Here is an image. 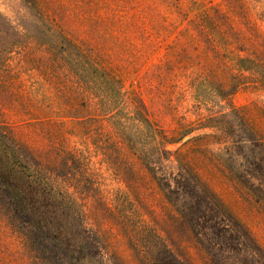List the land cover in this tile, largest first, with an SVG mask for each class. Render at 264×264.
Listing matches in <instances>:
<instances>
[{
  "label": "rangeland",
  "instance_id": "374dc122",
  "mask_svg": "<svg viewBox=\"0 0 264 264\" xmlns=\"http://www.w3.org/2000/svg\"><path fill=\"white\" fill-rule=\"evenodd\" d=\"M153 169L264 254V0H0V264H259Z\"/></svg>",
  "mask_w": 264,
  "mask_h": 264
},
{
  "label": "trees",
  "instance_id": "16d2710c",
  "mask_svg": "<svg viewBox=\"0 0 264 264\" xmlns=\"http://www.w3.org/2000/svg\"><path fill=\"white\" fill-rule=\"evenodd\" d=\"M153 171L156 174L154 178L163 181L167 201L178 212L196 243L201 245V236L205 237L206 229L213 233L215 231L221 233L227 240H247L253 244L251 248L254 253L250 258L259 264H264V254L254 246L246 230L233 220L222 202L200 178L185 169L175 174L159 173L155 169ZM211 260L215 263L213 259Z\"/></svg>",
  "mask_w": 264,
  "mask_h": 264
}]
</instances>
